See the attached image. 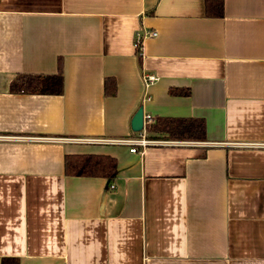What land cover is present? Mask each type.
<instances>
[{
	"label": "crops",
	"instance_id": "crops-1",
	"mask_svg": "<svg viewBox=\"0 0 264 264\" xmlns=\"http://www.w3.org/2000/svg\"><path fill=\"white\" fill-rule=\"evenodd\" d=\"M223 1L0 0V264H264V0ZM58 72L57 96L9 92ZM139 108L206 139L81 141L147 138ZM76 154L113 157L115 181L65 176Z\"/></svg>",
	"mask_w": 264,
	"mask_h": 264
},
{
	"label": "trees",
	"instance_id": "trees-1",
	"mask_svg": "<svg viewBox=\"0 0 264 264\" xmlns=\"http://www.w3.org/2000/svg\"><path fill=\"white\" fill-rule=\"evenodd\" d=\"M205 16L209 18H222L224 11L223 0H204ZM138 62H141V52L136 50ZM104 96H113L116 92V83L112 78L104 81ZM9 92L30 93L37 95H59L63 91V80L60 72L55 75H17L10 82ZM171 95L186 97L189 89L172 88ZM146 137L150 140L177 141V142H203L206 139L204 120L193 117L166 118L155 117L147 120L144 126ZM64 175L69 177H98L106 180V189L115 181L117 162L111 156L104 155H65L63 159ZM2 264H15L17 259L2 258Z\"/></svg>",
	"mask_w": 264,
	"mask_h": 264
},
{
	"label": "built area",
	"instance_id": "built-area-1",
	"mask_svg": "<svg viewBox=\"0 0 264 264\" xmlns=\"http://www.w3.org/2000/svg\"><path fill=\"white\" fill-rule=\"evenodd\" d=\"M136 37H135V42H134V48L135 50H139L141 52V45L143 40L146 37H153L156 36L157 34L153 31V32H143L141 31H137ZM156 80L155 76H151V75H144L142 76V82H144V86H145V90L154 83V81ZM151 117H147L145 120H143V128L145 126V123L147 120H150ZM81 141H89V142H94V143H103V144H108V143H116V144H120V145H125V146H129V151L131 153H142L143 150L147 147V146H156V145H168L171 144L173 142L176 141H163V140H148L147 138H145V136H141L139 138H125L124 140H117V141H112V140H102V139H92V140H81ZM191 143V142H188ZM113 187V186H111Z\"/></svg>",
	"mask_w": 264,
	"mask_h": 264
},
{
	"label": "water",
	"instance_id": "water-1",
	"mask_svg": "<svg viewBox=\"0 0 264 264\" xmlns=\"http://www.w3.org/2000/svg\"><path fill=\"white\" fill-rule=\"evenodd\" d=\"M143 120L144 116L142 114V108H139L133 115L131 122H130V129L134 133H139L142 131L143 128Z\"/></svg>",
	"mask_w": 264,
	"mask_h": 264
}]
</instances>
